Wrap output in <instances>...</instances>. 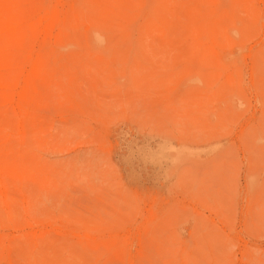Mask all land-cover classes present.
<instances>
[{"label":"rangeland","instance_id":"obj_1","mask_svg":"<svg viewBox=\"0 0 264 264\" xmlns=\"http://www.w3.org/2000/svg\"><path fill=\"white\" fill-rule=\"evenodd\" d=\"M0 264H264V0H0Z\"/></svg>","mask_w":264,"mask_h":264},{"label":"bare ground","instance_id":"obj_2","mask_svg":"<svg viewBox=\"0 0 264 264\" xmlns=\"http://www.w3.org/2000/svg\"><path fill=\"white\" fill-rule=\"evenodd\" d=\"M148 13H149V12H148ZM47 17H48V16H47ZM130 34H131V33H130ZM133 37H134V36H133ZM67 45H68V44H67ZM130 46H131V45H130ZM94 48H95V47H94ZM94 48H93V49H94ZM101 51H102V50H101ZM104 55H106V54L104 53ZM128 57H129V56H128ZM230 99H231V98H230ZM231 102H232V101H231ZM232 103H233V102H232Z\"/></svg>","mask_w":264,"mask_h":264}]
</instances>
